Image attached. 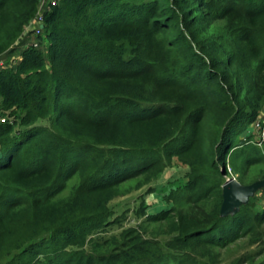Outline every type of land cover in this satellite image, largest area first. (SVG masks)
<instances>
[{
  "label": "trees",
  "instance_id": "obj_1",
  "mask_svg": "<svg viewBox=\"0 0 264 264\" xmlns=\"http://www.w3.org/2000/svg\"><path fill=\"white\" fill-rule=\"evenodd\" d=\"M41 1L0 0V57ZM39 38L45 49L0 65V262L207 264L259 240L264 207L221 206L229 169L264 170V141L237 142L264 108V0H58ZM174 160L188 169L167 195L174 212L145 220L173 241L105 235L112 201Z\"/></svg>",
  "mask_w": 264,
  "mask_h": 264
},
{
  "label": "rangeland",
  "instance_id": "obj_2",
  "mask_svg": "<svg viewBox=\"0 0 264 264\" xmlns=\"http://www.w3.org/2000/svg\"><path fill=\"white\" fill-rule=\"evenodd\" d=\"M49 0H42L40 12L44 10ZM44 38H39L34 32L30 33L28 30L22 36L19 42V49L0 57V65L14 66L16 61L20 59L21 51L31 42H39L41 48L45 49ZM264 124V108L259 118L254 122L251 128L253 132L254 141L264 140L261 134ZM250 128L242 132L237 137V142H240L250 132ZM246 134V135H245ZM187 167L181 165L174 160L172 167L167 168L161 175L157 182L152 184V187L145 186L139 190H133L131 193L120 196L112 201L110 207L113 210V219L119 221L117 225L112 227L111 231L105 235L120 232L124 227L133 226L134 228H141L143 232L147 231L148 236L156 238L163 245L173 241L175 234L169 233L166 228V222L150 224L147 216L150 214L159 213L164 210L170 211L173 208V203L167 199L169 191L175 186L181 184L185 179ZM231 177H235L238 181L244 184H251L259 179H262L264 170L260 165H253L247 169L240 179V175L235 172H230ZM240 179V180H239ZM73 183V182H72ZM72 183L70 185H72ZM69 192L66 189L64 195ZM252 202L254 211L264 207V188L259 189L248 203ZM245 205V204H244ZM243 206V205H242ZM174 212L171 210L170 214ZM162 226V227H161ZM158 227L161 232H158ZM163 230V231H162ZM258 241H252L250 236H245L238 241L228 245L224 248L217 249L219 254L215 261L211 259H202L207 264H233L238 258H253L258 260L264 257V228L260 230ZM12 259L7 258L0 262V264H8ZM246 264V263H243Z\"/></svg>",
  "mask_w": 264,
  "mask_h": 264
},
{
  "label": "water",
  "instance_id": "obj_3",
  "mask_svg": "<svg viewBox=\"0 0 264 264\" xmlns=\"http://www.w3.org/2000/svg\"><path fill=\"white\" fill-rule=\"evenodd\" d=\"M261 188H264V178L251 184H243L233 177H227L223 185L221 215L228 216L238 213L241 206L248 204L250 198Z\"/></svg>",
  "mask_w": 264,
  "mask_h": 264
},
{
  "label": "built area",
  "instance_id": "obj_4",
  "mask_svg": "<svg viewBox=\"0 0 264 264\" xmlns=\"http://www.w3.org/2000/svg\"><path fill=\"white\" fill-rule=\"evenodd\" d=\"M58 0H49V2L47 3L46 7L44 8V10L42 12H40V8H41V3L39 6V10L38 13L36 14V16L32 19V21L30 22V24L28 25L26 31H30L32 30L34 32V34H36L38 37L41 36L43 34V22H44V12L50 9V6L55 5L57 3ZM32 45L39 47L40 43L39 42H31ZM262 137L264 139V124H263V130L261 131ZM264 141V140H263ZM261 139H259L258 144L261 145V143L263 142ZM230 172L231 169H229ZM231 177V176H229ZM233 177V176H232ZM235 178V177H233ZM236 179V178H235Z\"/></svg>",
  "mask_w": 264,
  "mask_h": 264
},
{
  "label": "crops",
  "instance_id": "obj_5",
  "mask_svg": "<svg viewBox=\"0 0 264 264\" xmlns=\"http://www.w3.org/2000/svg\"><path fill=\"white\" fill-rule=\"evenodd\" d=\"M253 125H254V123H253ZM253 125H250V126L248 127V129H249V128L251 129V130H249L250 132H249L248 134H253V132H252V128H251ZM245 135H246V134H245Z\"/></svg>",
  "mask_w": 264,
  "mask_h": 264
}]
</instances>
